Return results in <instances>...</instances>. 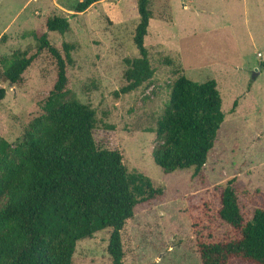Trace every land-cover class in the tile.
<instances>
[{
  "label": "rangeland",
  "instance_id": "rangeland-1",
  "mask_svg": "<svg viewBox=\"0 0 264 264\" xmlns=\"http://www.w3.org/2000/svg\"><path fill=\"white\" fill-rule=\"evenodd\" d=\"M84 0H0V61L14 51L34 53L29 32L45 31L49 17H66L70 31L48 33L56 48L74 46L67 70L71 97L96 113V143L119 151L129 171L163 188V203L137 207L121 232L124 264H200L197 239H224L228 230L214 218L216 188L230 181L249 212L252 193H264V0H150L152 20L145 46L154 77L129 94L125 59L138 57L133 34L136 0H99L75 13ZM169 60L171 63H166ZM1 66V65H0ZM181 75L196 83L215 80L225 120L203 175L193 169L164 174L152 153L162 142L154 130L169 87ZM56 80L54 62L43 52L18 85L0 79V140L13 149L24 129L42 114L40 103ZM237 102L232 112L233 103ZM195 209L187 211V197ZM205 204L209 207L206 208ZM198 219L202 222L194 228ZM110 230L77 243L73 264H112L107 252Z\"/></svg>",
  "mask_w": 264,
  "mask_h": 264
},
{
  "label": "trees",
  "instance_id": "trees-1",
  "mask_svg": "<svg viewBox=\"0 0 264 264\" xmlns=\"http://www.w3.org/2000/svg\"><path fill=\"white\" fill-rule=\"evenodd\" d=\"M99 0H84L75 13H85ZM138 23L133 44L138 57L125 59L121 94L146 88L153 80L145 39L152 12L150 0H136ZM46 32L24 34L36 44L34 53L14 51L0 61V79L18 85L24 72L46 52L54 62L55 83L40 103L42 114L24 129L12 149L0 140V264H73L77 243L110 230L107 252L112 264H124L121 232L137 207L163 203V188L137 171H129L119 151L99 146L94 138L96 113L71 97L67 70L74 46L56 48L48 33L70 31L66 17L45 20ZM166 63H171L166 60ZM264 70V62L260 63ZM154 133L162 142L152 153L164 174L203 170L225 120L215 80L196 83L178 77ZM6 95L0 89V102ZM237 102L233 103L232 112ZM230 181L216 188L214 218L229 231L222 240H196L200 264H264V193L255 191L249 212ZM187 197L189 214L195 209ZM208 208L209 205L205 204ZM198 219L193 227H198Z\"/></svg>",
  "mask_w": 264,
  "mask_h": 264
},
{
  "label": "crops",
  "instance_id": "crops-1",
  "mask_svg": "<svg viewBox=\"0 0 264 264\" xmlns=\"http://www.w3.org/2000/svg\"><path fill=\"white\" fill-rule=\"evenodd\" d=\"M151 22V21H150ZM150 25V24H149Z\"/></svg>",
  "mask_w": 264,
  "mask_h": 264
}]
</instances>
